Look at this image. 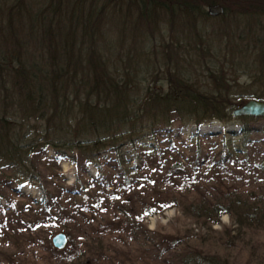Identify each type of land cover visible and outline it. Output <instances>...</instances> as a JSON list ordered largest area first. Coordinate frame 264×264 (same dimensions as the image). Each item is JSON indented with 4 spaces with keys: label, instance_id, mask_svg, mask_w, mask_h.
I'll return each instance as SVG.
<instances>
[{
    "label": "trees",
    "instance_id": "1",
    "mask_svg": "<svg viewBox=\"0 0 264 264\" xmlns=\"http://www.w3.org/2000/svg\"><path fill=\"white\" fill-rule=\"evenodd\" d=\"M214 3L223 7L218 17L205 11ZM249 99L264 101V0H0V180L35 184L29 159L38 150L98 172L100 153L109 151L130 186L137 150L158 149L155 130L165 131L172 148L173 123L197 129L216 122L235 123L237 134L220 137L218 159L191 167L225 181L233 176L226 166L247 161L251 134L258 133L250 123L260 118L230 113ZM184 143L201 155L196 133ZM259 155L255 172L246 165L245 176L264 177V143ZM184 166L173 162L166 175ZM216 188V196L193 200L201 187L191 182L161 194L166 208L208 226L226 215L239 230L264 231V188ZM46 195L41 190L39 206ZM88 233L94 257L79 250L69 257L70 249H55L50 236L37 246L56 264H110L103 236ZM170 261L228 264L191 248Z\"/></svg>",
    "mask_w": 264,
    "mask_h": 264
},
{
    "label": "rangeland",
    "instance_id": "2",
    "mask_svg": "<svg viewBox=\"0 0 264 264\" xmlns=\"http://www.w3.org/2000/svg\"><path fill=\"white\" fill-rule=\"evenodd\" d=\"M215 21L212 18L205 24ZM250 125L258 133L251 134L253 145L247 161L239 158V162L228 164L226 169L233 176L225 181L210 178L211 172H194L191 163L204 157L218 159L220 137L226 132L237 134L235 123H205L197 129L180 128L173 123L169 129L172 148L165 131L155 130L151 143L158 149L150 155L137 150L139 159L135 174L129 178L130 186L121 180L117 161L109 151L98 157L101 172L81 160L76 164L56 161L51 149L34 152L29 162L35 184L0 180V264H56L37 245L40 237H52L58 232L68 236L65 248L70 249L69 257L77 250L94 257L90 231L103 236L110 264H172L175 251L188 248L219 255L228 264H264V231L239 230L226 215L208 226L186 216L179 208H166L169 201L161 194L168 187L179 189L181 184L190 182L201 189L191 193L188 200L216 196L218 184L245 190L264 188L261 174L253 179L244 173L246 165L250 171L260 161L259 151L264 143V119ZM195 133L202 150L198 157L195 146L184 143ZM209 142L213 147L208 146ZM176 161L185 165L183 171L166 175L168 166ZM41 190L47 193L43 206H39ZM82 223L85 227L80 226Z\"/></svg>",
    "mask_w": 264,
    "mask_h": 264
},
{
    "label": "water",
    "instance_id": "3",
    "mask_svg": "<svg viewBox=\"0 0 264 264\" xmlns=\"http://www.w3.org/2000/svg\"><path fill=\"white\" fill-rule=\"evenodd\" d=\"M206 14L210 17H218L223 13V7L219 4H210L206 7ZM235 118L246 116L254 118H264V101L249 99L241 103L230 111ZM67 242L66 235L62 232L54 234L50 243L52 247L61 250L65 247Z\"/></svg>",
    "mask_w": 264,
    "mask_h": 264
}]
</instances>
